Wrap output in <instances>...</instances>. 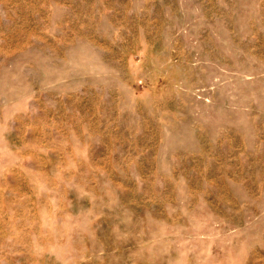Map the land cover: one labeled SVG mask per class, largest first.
Segmentation results:
<instances>
[{
  "label": "rangeland",
  "instance_id": "1",
  "mask_svg": "<svg viewBox=\"0 0 264 264\" xmlns=\"http://www.w3.org/2000/svg\"><path fill=\"white\" fill-rule=\"evenodd\" d=\"M0 264H264V0H0Z\"/></svg>",
  "mask_w": 264,
  "mask_h": 264
}]
</instances>
